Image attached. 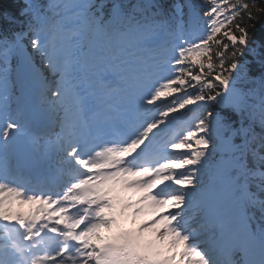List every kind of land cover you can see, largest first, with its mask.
Wrapping results in <instances>:
<instances>
[{
  "label": "snow or ice",
  "instance_id": "obj_1",
  "mask_svg": "<svg viewBox=\"0 0 264 264\" xmlns=\"http://www.w3.org/2000/svg\"><path fill=\"white\" fill-rule=\"evenodd\" d=\"M262 20L264 0L0 10V264H264Z\"/></svg>",
  "mask_w": 264,
  "mask_h": 264
},
{
  "label": "trees",
  "instance_id": "obj_2",
  "mask_svg": "<svg viewBox=\"0 0 264 264\" xmlns=\"http://www.w3.org/2000/svg\"><path fill=\"white\" fill-rule=\"evenodd\" d=\"M13 3L14 0H0V10H11ZM257 29V39L264 38V20L257 24Z\"/></svg>",
  "mask_w": 264,
  "mask_h": 264
},
{
  "label": "rangeland",
  "instance_id": "obj_3",
  "mask_svg": "<svg viewBox=\"0 0 264 264\" xmlns=\"http://www.w3.org/2000/svg\"><path fill=\"white\" fill-rule=\"evenodd\" d=\"M131 195H133V194H131ZM25 209H27V207H25ZM142 219H143V217H142Z\"/></svg>",
  "mask_w": 264,
  "mask_h": 264
}]
</instances>
